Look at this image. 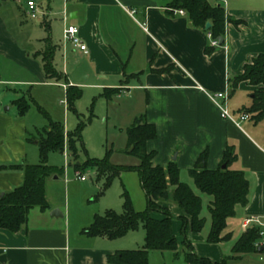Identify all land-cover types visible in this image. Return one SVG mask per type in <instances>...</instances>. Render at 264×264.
Returning <instances> with one entry per match:
<instances>
[{
    "label": "crops",
    "instance_id": "1",
    "mask_svg": "<svg viewBox=\"0 0 264 264\" xmlns=\"http://www.w3.org/2000/svg\"><path fill=\"white\" fill-rule=\"evenodd\" d=\"M7 2L0 0V88L7 90L5 96L0 94V165L34 164L39 158L37 140L27 142L31 138L28 112L20 117L13 102L25 98L36 106L34 94H50L56 87L64 93L70 86L101 90L102 94L104 90L135 92L137 108L132 124L144 116L157 131V138L147 143V150L155 152L153 166L165 168L175 162L181 175L193 169L207 151V169L215 170L225 148L234 147L237 161L231 170L244 172L249 183L248 203L235 208L225 234H231L234 244L245 231L241 226L246 219L256 217L263 222L264 126L258 124L264 125V121L256 124L249 120L236 126L223 120L208 94L228 92V108L234 115L250 107L255 88L243 82L233 90L231 83L246 64L264 53V0H226V15L242 23L227 22L222 44L210 54L205 52L208 34L195 28L187 15L168 9L163 0H47L41 9L49 15L41 17L40 28H27L23 21L18 24ZM64 11L67 24L78 28L85 52L64 41ZM47 38L55 48L53 65L66 81L54 83L43 71L37 55L44 52ZM70 61L82 70L84 79L80 82L68 70ZM245 94L248 101L239 98L233 103V98ZM22 182L19 171L0 172V196ZM163 206L173 217H185L179 207ZM49 207L45 213L32 210L26 226L17 233L0 230V264H107L109 255L129 247L106 237L85 236L82 231L92 216L71 223L68 211ZM54 210L62 217H51ZM181 226L173 221V233L179 241L183 239ZM144 239L145 234L137 244L144 245ZM186 239L197 257L213 263L223 261L224 243L206 244L189 228ZM252 256L264 259V253ZM168 259L179 260L172 253Z\"/></svg>",
    "mask_w": 264,
    "mask_h": 264
},
{
    "label": "trees",
    "instance_id": "2",
    "mask_svg": "<svg viewBox=\"0 0 264 264\" xmlns=\"http://www.w3.org/2000/svg\"><path fill=\"white\" fill-rule=\"evenodd\" d=\"M163 1L170 10L184 11L192 25L204 30L213 40L224 38L227 22L234 25L242 23L229 18L224 3L217 0ZM207 23H210L211 27L205 30ZM45 43L44 52L37 56L41 57L46 77L55 81H66L53 65L55 48L51 46L48 38ZM212 49L209 46L205 52L210 54ZM243 82L248 83L255 90L252 93L250 107L243 109L242 113L250 115L251 120L256 124L260 123L264 121V53L259 54L251 63L243 67L242 74L233 79L231 88L234 90ZM118 92L119 90H104L102 95L110 98ZM81 95L80 88L67 87L65 99L68 109L74 111V103ZM33 103L25 98L13 102L20 117L25 116ZM38 109L45 117L39 106ZM83 128L84 125L80 123L73 132L65 136L63 126L48 118L47 126L37 131V138L32 137L27 140L29 143L37 140L40 161L38 164L0 165V172L19 171L23 174V182L19 187L0 196V230L17 233L26 226L32 210L37 209L45 213L50 209L45 196V183L48 178L58 176L61 171L48 165V156L50 153H63L65 144H68L70 157L75 159L73 163L75 173L95 171L97 179L105 177V189L114 176H119L122 172H136L146 198V209L143 212H136L127 193H124L122 213L108 211L102 216L95 215L90 225L82 231L89 238L106 237L115 240L139 228L144 230L145 239L141 249L116 251L107 257V264H149L150 252H170L175 259L182 256L186 264H226L225 261L213 263L197 257L192 244L186 239L187 228L194 234L201 233L204 228L205 221L200 217L201 199L187 184L180 181V172L175 162L169 163L165 168L153 166L155 152L147 150V143L157 138V131L153 125L146 122L144 116L139 117L126 128L127 146L131 148L129 153L139 160V165L134 167H113L106 160L99 159L78 162L77 143L81 141ZM207 155L208 152L204 151L198 158L197 165L190 169L188 174L198 191L213 199L208 206L210 230L206 242L227 243L231 241V234H225L227 222L235 217L236 207L243 208L247 205L249 183L243 171L231 170V166L237 161L234 147L225 148L221 163L215 170L207 169ZM200 164H203L202 168H198ZM223 165H225L224 169ZM170 188H172L171 192ZM168 201H172L182 209L185 217H173L168 208L163 206V203ZM154 213L161 214L163 218H153ZM175 220L181 222L182 241L177 240L173 233ZM260 231V227L255 225L246 229L232 245L231 256L227 259L238 260L246 255L264 253V249L260 246L262 239ZM181 247L184 248L183 251L179 250ZM260 248L262 251L259 252Z\"/></svg>",
    "mask_w": 264,
    "mask_h": 264
},
{
    "label": "rangeland",
    "instance_id": "3",
    "mask_svg": "<svg viewBox=\"0 0 264 264\" xmlns=\"http://www.w3.org/2000/svg\"><path fill=\"white\" fill-rule=\"evenodd\" d=\"M26 1L8 0L7 6L12 16L16 15L18 17V20H16L18 24L23 21V24L27 28L29 26L40 28L42 18L39 17L34 20L25 14ZM33 1L40 8L42 6L45 7L47 4V0ZM58 18L60 17L56 16V19ZM51 20L54 19L51 18ZM14 24L11 21L10 25L14 26ZM57 67L60 68V65ZM68 70L71 74L75 73L76 79H78L77 81L80 82L84 79V76H81L82 70L71 61L68 64ZM80 89L82 95L74 103V111L68 109L65 93L61 88L56 87L51 89L50 94L43 92L42 94L37 93V96L34 94L32 97H35L37 106L31 105L26 115L28 130L31 134L29 137L37 138V130L40 131L47 126L48 118L63 126L65 136L73 132L82 123L84 128L81 132V141L77 143L79 149L78 162H84L87 159H99L106 160L113 167L138 166L139 160L137 157L129 153L131 148L127 146L126 137V128L132 124L135 118V108H137L135 92L128 94L126 92L124 94L120 93L106 98L102 95L101 90L84 89L82 87ZM0 94L1 97L5 96L7 90L0 88ZM26 97L28 98V95ZM239 98L240 100L248 101L245 94L233 98V103L234 100L236 103L239 102ZM38 99L43 100L40 102ZM38 106L46 115L45 117L39 112ZM12 109L16 111L14 107ZM258 126L261 127L264 125L261 123ZM29 148L30 150L33 149L32 145ZM36 152L38 154L37 148ZM64 152L68 155V161L65 160ZM64 152L50 153L48 156V165L56 167L61 173L58 176H51L47 179L45 183V196L49 206L51 205V207L57 210L62 209L61 211H68L71 223L72 221L77 222L86 216H92V218L95 215L102 216L108 211H113L117 214L122 213L124 193H127L132 207L136 212H143L146 209V198L136 172H122L119 176H114L109 186L104 189L105 177L97 179L95 171L87 170L81 173L88 178L86 182L82 183L76 179L73 169L75 159L70 157L68 144H65ZM34 161V164L40 162L38 157ZM54 177H57V180H53ZM180 181L187 184L193 193L201 199L202 209L200 217L204 219L205 225L199 234L204 238L205 243L208 244L206 242V237L210 230L208 206L213 199L211 196L198 191L192 179L189 177L188 172H181ZM171 191L172 188H170ZM165 204L178 207L172 201L165 202ZM154 216H158L159 219L163 218L158 213H154ZM144 234V230L139 228L136 231L129 232L128 235L126 234L121 238L115 239V242L129 246L120 249V251L141 249L143 247L141 245L143 244L137 243H139L138 238L140 239ZM180 237L182 238L181 234ZM232 245L233 242L224 243L223 247H221L223 256L220 261L223 260L226 264H264L262 260L260 261L252 255L246 256L243 260L227 259L231 256L230 250ZM140 246L141 248H138ZM179 250L183 251L184 248L181 247ZM169 254V252H150L149 264H186L182 256L176 261L169 260Z\"/></svg>",
    "mask_w": 264,
    "mask_h": 264
},
{
    "label": "built area",
    "instance_id": "4",
    "mask_svg": "<svg viewBox=\"0 0 264 264\" xmlns=\"http://www.w3.org/2000/svg\"><path fill=\"white\" fill-rule=\"evenodd\" d=\"M217 2H222L225 5L226 0H217ZM174 13L181 15V16L186 15V13L182 10H174ZM26 14L31 19H34V20L39 18V17L45 18L46 16H48L46 14V12L43 11L41 8H39L37 6V4L33 1H27L26 2ZM62 21L65 24L64 30H63L64 41L69 42L75 50H79L80 52H85L86 46L82 43L81 39L78 37V34H79L78 28L74 25L67 24L68 15H67L66 11L63 12ZM208 38H209V46L211 48L218 47V41L217 40H213L210 35H208ZM208 97H209L210 101L213 103V105L219 110L220 116L223 120L232 122L236 126H240L242 123L251 120V116L246 114V113L241 112L238 115H234L230 112V110L228 108V99H229L228 92L224 91V92L210 93V94H208ZM261 151L264 154V148H262ZM64 157H65V160L68 161V155L65 154V152H64ZM75 175H76V179L80 182H85L88 179L87 176L82 175L80 173H75ZM253 225L260 227V229H261L260 236L264 239V218H263V222H262V220H260L259 218H256V217L246 219L242 223L241 227H242V229L246 230L250 226H253ZM263 244L264 243L260 244V246H262ZM260 260L264 261L263 258H261Z\"/></svg>",
    "mask_w": 264,
    "mask_h": 264
},
{
    "label": "water",
    "instance_id": "5",
    "mask_svg": "<svg viewBox=\"0 0 264 264\" xmlns=\"http://www.w3.org/2000/svg\"><path fill=\"white\" fill-rule=\"evenodd\" d=\"M210 27H211V24L210 23H207L205 25V30H208ZM217 41H218V46H220L222 44V42H223V39L222 38H218ZM202 167H203V164H200L198 166V168H202ZM222 168L224 169L225 168V165H223ZM50 216L51 217H54V218H57V217H62V214L59 211L54 210V211L51 212ZM258 251L259 252L262 251V248L258 249Z\"/></svg>",
    "mask_w": 264,
    "mask_h": 264
}]
</instances>
